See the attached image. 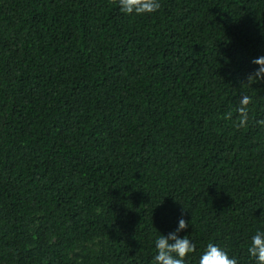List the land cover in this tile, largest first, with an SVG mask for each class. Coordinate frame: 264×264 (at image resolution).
Instances as JSON below:
<instances>
[{
	"label": "trees",
	"instance_id": "trees-1",
	"mask_svg": "<svg viewBox=\"0 0 264 264\" xmlns=\"http://www.w3.org/2000/svg\"><path fill=\"white\" fill-rule=\"evenodd\" d=\"M159 3L0 0V264H155L181 218L257 264L264 0Z\"/></svg>",
	"mask_w": 264,
	"mask_h": 264
},
{
	"label": "clouds",
	"instance_id": "clouds-1",
	"mask_svg": "<svg viewBox=\"0 0 264 264\" xmlns=\"http://www.w3.org/2000/svg\"><path fill=\"white\" fill-rule=\"evenodd\" d=\"M120 10L128 15L133 13L139 15L152 13L160 8L159 0H119ZM259 65L254 74L248 77L249 83L257 80H264V56L255 58L252 61ZM251 103V97L242 96L240 107L239 125L244 127L248 121V105ZM231 117V113L228 114ZM264 125V120L258 121ZM188 227V222L181 218L179 225L174 232L168 235H161L155 241L157 253L154 256L155 264H186L185 257L196 250V245L188 238L187 235L180 237L178 233ZM249 254L254 257L257 264H264V231H257L251 238V245L248 248ZM199 264H238L235 257H230L228 252L220 246L209 243L199 259Z\"/></svg>",
	"mask_w": 264,
	"mask_h": 264
}]
</instances>
